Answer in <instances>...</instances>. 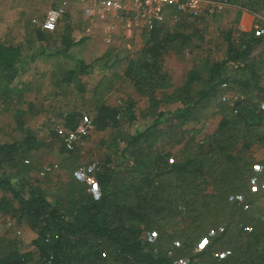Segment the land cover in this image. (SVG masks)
<instances>
[{"label": "trees", "instance_id": "16d2710c", "mask_svg": "<svg viewBox=\"0 0 264 264\" xmlns=\"http://www.w3.org/2000/svg\"><path fill=\"white\" fill-rule=\"evenodd\" d=\"M243 4L258 9L264 6V0ZM188 14L189 24L199 16L196 12ZM189 24L177 21L142 30L136 55L125 57L121 71L122 79L137 92L148 91L151 107L178 103L177 107L153 111L151 123L125 134L119 128L120 118L135 120L132 98L118 99L115 105L95 99L90 123L108 136L95 173L96 193L71 174L65 196L59 187L48 195L36 179L30 178L24 162L30 154L59 141L58 150L64 161L72 164L68 167L71 172L75 152L62 144L59 130L50 129V140L38 137L21 123L23 112L16 111L21 126L19 138L0 141V215L23 219L36 228L31 241L37 253L36 264H264V204L257 215L243 205H252L249 201L259 195L264 198V179L257 190L243 194L244 200L238 202L239 192L246 191L245 176L253 163L245 151L252 143H259L264 150V107L259 105L264 101V89L259 84L264 71V22H253L248 31L236 29L235 40L227 30L223 57L194 64L183 82L174 86L164 68V56L170 44L191 40L194 32H186ZM43 38L36 29L26 32L20 44L0 42L2 100L15 97L14 102L21 101L22 80L16 77L22 65L39 57L67 55L68 49L79 42L71 36L70 28L58 47L39 43ZM108 66L103 62L97 68ZM88 67L95 69L93 62L77 59L75 67L63 77L64 82L70 84ZM194 82L200 86L194 87ZM226 82H236L244 96L227 107L206 144H185L183 158L176 161L158 154L151 157L146 152L148 145L159 138L156 127L162 117L181 125L197 121L217 87ZM155 90L159 97H153ZM57 115L68 131L87 119L75 107L60 109ZM261 163L264 174V159ZM125 165L126 179L115 184L116 170ZM208 187L211 192H207ZM174 216H179L176 231H167L165 227ZM220 220L222 230L208 235L201 249L195 251L190 242L197 231L192 229L203 225L200 236L206 235L210 225H219ZM177 237H181L180 247L173 243ZM19 243L15 235L0 237V264H26L31 260L32 252L21 251Z\"/></svg>", "mask_w": 264, "mask_h": 264}, {"label": "rangeland", "instance_id": "374dc122", "mask_svg": "<svg viewBox=\"0 0 264 264\" xmlns=\"http://www.w3.org/2000/svg\"><path fill=\"white\" fill-rule=\"evenodd\" d=\"M248 0H202V10L196 12L198 18L190 24V16L186 12L171 10L172 18L165 26L174 25L177 21L189 24L187 31H193L191 40L184 44L179 42L169 45L164 56L165 70L169 73L170 81L174 86L180 85L185 79L187 71L194 65L209 63L221 59L226 48L225 35L230 29L233 40L237 39V27L239 15L242 10L247 9L249 19L253 22L259 20L264 22V6L252 8L241 6ZM65 12L62 14L56 28L52 31H42L44 38L39 43H49L51 47H58L63 33L70 28V34L78 43L68 49L67 55L57 54L52 58L39 57L19 68L16 79L22 80L19 84L22 88L20 102L15 97L12 100H2L0 97V141L18 139L21 134V126H18L16 111H22L20 120L24 126L35 131L38 137L50 140V129L54 128L61 132L62 144L75 152V164L72 170L68 169L72 164L69 160L64 161V155L58 150L59 141H54L49 148H43L27 156L24 162L28 164L31 179H36L44 187L49 195L57 187L65 196L66 181L69 175L77 181L83 182L87 190L97 192L95 173L98 169L104 144L108 136L94 129L90 123L93 114L95 99H102L106 104L115 105L118 99L132 98V107L135 120L129 121L121 117L119 128L125 133L133 132L134 128L146 127L154 118L153 111L173 110L178 106L174 104L150 105L149 93L137 92L121 77L126 56L134 57L141 45V31L135 30L134 35L126 37L123 24L107 23L104 18L91 19L82 14L78 0H0V42L21 43L27 31L40 29V22L46 9L50 6L62 5ZM243 4V5H244ZM170 18V17H169ZM110 21L109 17H106ZM253 24V23H252ZM112 25V26H111ZM243 30V29H240ZM249 30V29H248ZM244 30V31H248ZM117 57V58H116ZM86 63H94L95 69L86 68V72L77 73L70 84L63 80L66 72L73 69L76 60ZM107 62L108 67L97 68L98 65ZM113 63V64H112ZM259 84L264 89V71L259 79ZM199 82H194L198 88ZM83 88V89H82ZM158 90L154 95L159 97ZM243 94L236 86V82H226L217 87L216 95L212 98L201 112L200 119L188 124H179L175 120H162L156 127L159 138L146 151L150 156L162 155L167 161L182 159L181 150L185 144H206L208 136L217 129L222 114L227 111L236 99L243 98ZM259 105L264 107V101ZM81 111L87 119H84L74 131H68L61 126V119L57 112L60 109H74ZM188 139H192L187 143ZM142 149V148H141ZM246 155H250L253 163L247 179L245 192H239L238 202L244 200V195L257 190L264 179L263 165L264 150L259 143H252ZM127 165L119 167L115 173V184L123 182L127 177ZM207 192H211L208 187ZM1 195V193H0ZM234 197V196H233ZM253 204L244 202V207L254 211V215L260 212L264 204L263 195H259ZM242 204V203H240ZM243 207V208H244ZM244 208V209H247ZM179 216H174L165 227L167 231H176L174 225ZM209 218H207L208 220ZM206 222V221H205ZM221 224V220H220ZM210 225L206 235L200 236L205 228L203 225L195 227L192 241L194 250L201 249V245L207 240L208 235L214 231H221L222 226ZM182 224H179V227ZM217 225V226H215ZM217 227V228H216ZM174 229V231H173ZM36 228L27 222L15 220L13 217L0 215V237L8 236L20 241L21 251H30L31 260L26 264H36L37 253L31 241L36 236ZM181 233V232H180ZM176 247H180L181 237L173 240ZM192 250V249H191ZM188 252L185 254L187 255ZM181 257V256H180ZM184 258V257H181ZM178 258V259H181Z\"/></svg>", "mask_w": 264, "mask_h": 264}, {"label": "built area", "instance_id": "2783aa9c", "mask_svg": "<svg viewBox=\"0 0 264 264\" xmlns=\"http://www.w3.org/2000/svg\"><path fill=\"white\" fill-rule=\"evenodd\" d=\"M202 0H78L82 14L86 17H109L110 22L123 24L126 37L131 38L134 31L148 30L155 25L165 23L170 9L181 12L202 10ZM65 12L62 5L46 9L40 22V28L52 31ZM183 259H179L182 262Z\"/></svg>", "mask_w": 264, "mask_h": 264}, {"label": "crops", "instance_id": "0c3cea01", "mask_svg": "<svg viewBox=\"0 0 264 264\" xmlns=\"http://www.w3.org/2000/svg\"><path fill=\"white\" fill-rule=\"evenodd\" d=\"M79 4V3H78ZM51 7V6H50ZM171 10H175V9H170V11ZM170 11H169V13H167V17H166V20H165V23L167 24L168 23V20H170L171 18H172V14L170 13ZM176 11V10H175ZM250 14L247 12V9H245V10H242L241 11V13H240V15H239V20H238V23H237V27H239L240 29H243V30H248V29H250L251 28V26H252V23H253V19H249L250 17ZM170 17V18H169ZM88 18H91V19H95V20H98V19H100V17H97V16H95V17H88ZM104 20H106L105 22H107V23H110V24H113V22H110V21H108L105 17H104ZM115 24L116 23H120V22H118V21H115L114 22ZM122 24V23H121ZM112 26V25H111ZM37 29H39V28H37ZM36 31V30H35ZM35 31H33V32H31V31H29V32H31V33H34ZM40 31L42 32V31H47V30H43V29H41L40 28ZM28 32V31H27ZM43 34V33H42ZM43 36H44V34H43ZM24 41V40H23ZM22 41V42H23ZM77 41V40H76ZM21 42V43H22ZM6 44H11V43H6ZM15 44H20V43H15ZM15 44H13V45H15Z\"/></svg>", "mask_w": 264, "mask_h": 264}]
</instances>
